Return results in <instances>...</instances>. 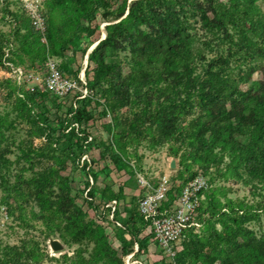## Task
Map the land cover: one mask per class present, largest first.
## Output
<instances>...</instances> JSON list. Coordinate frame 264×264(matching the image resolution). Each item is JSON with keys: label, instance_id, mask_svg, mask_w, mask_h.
Masks as SVG:
<instances>
[{"label": "rangeland", "instance_id": "obj_1", "mask_svg": "<svg viewBox=\"0 0 264 264\" xmlns=\"http://www.w3.org/2000/svg\"><path fill=\"white\" fill-rule=\"evenodd\" d=\"M129 1L0 0V150L4 152L0 264H124L121 247L130 248L131 241L108 220L110 201H115L113 213L119 223L128 224L135 233L140 229L139 238L149 236L150 228L136 210V199L145 189L139 179L150 187L165 183L170 197L192 172L205 184L200 193V239L191 243L199 259L194 262L193 255H185L183 264H206L205 256L214 258L211 264H225V256L228 264H249L235 260V252L224 248L226 239L219 238L224 230L237 232L235 242L248 236L244 230L256 237L264 234V179L246 181L240 153L229 145L216 144L203 158L189 147L187 133L200 113L197 99H185L181 83H172L169 103L160 91L164 82L137 83L138 69L159 66L161 54L137 57L140 62L135 64L128 44L121 40L115 48L102 49L105 67L98 77L93 71L88 58L91 49L105 37L109 24L125 21ZM212 1L155 0L142 7V18L124 23H129V31H146L145 24L162 25L175 14L190 37L189 51L206 59L220 55L218 75L239 91L253 92L260 87L264 50L253 49L258 41L248 30H240L242 34L238 29L223 31L207 25ZM254 3L264 12V0ZM121 5L123 13L117 18ZM34 12L43 17V31L30 24ZM48 56L60 59L61 72L70 78H76L85 63L83 97L81 93L78 98L52 97L34 86L37 78L44 77L41 64ZM195 62L198 73L204 62ZM129 75L133 84L127 101L103 92L108 84ZM80 106L90 117L76 116L79 122L75 119L62 128L58 119L71 118L72 110ZM156 110L171 118L173 125L160 140L156 120L151 122ZM34 118L54 129L51 142H45L32 123ZM253 134L248 126L235 138L248 146ZM111 153L115 163L109 159ZM255 155L250 162L259 169ZM170 160L174 168H169ZM50 239H56L61 248L52 250ZM27 250H31L29 256ZM142 254L147 264H160Z\"/></svg>", "mask_w": 264, "mask_h": 264}, {"label": "trees", "instance_id": "obj_2", "mask_svg": "<svg viewBox=\"0 0 264 264\" xmlns=\"http://www.w3.org/2000/svg\"><path fill=\"white\" fill-rule=\"evenodd\" d=\"M155 0H130L127 12L122 18L112 24L108 25V32L105 37L98 41L91 49L89 60L93 62L95 74L100 75L103 66L104 47L115 48L121 40L126 42L129 47L131 61L135 64L140 62L137 57H144L146 55L161 54V63L159 66H149L139 68L135 78L137 83L144 86L148 82L156 85L157 82H164L163 88L160 90L163 93L166 101L169 103L170 93L173 90L172 83H181L185 89V99H197V105L200 109L199 115L192 120L187 137L191 139L189 142L190 149L194 150L199 157H207L208 151L216 144L229 145V148L236 150L240 154V158L244 162L241 168L247 174V180L252 178L257 180L264 179V71L260 74V87L253 91H239L236 87H232L229 81L224 76H219L218 71L220 55L211 59H206L197 52L189 51L190 37L185 34V28L178 16L171 15L168 20L162 25L148 23L145 24L146 31L137 30L132 32L126 29L127 25L124 22L134 18H142L143 6L150 5ZM208 4L207 10L211 13L210 18H206V24L216 29L226 31L227 27L240 30H248L251 36H255L257 43H253V49L262 53L264 50V12H261L255 5V0H220L212 1ZM123 13V5L119 6L116 17L119 18ZM231 38V36H229ZM34 40L31 44H34ZM251 46V48H252ZM250 48V46H247ZM1 56V47H0ZM196 61L204 62L200 66L198 73H196ZM224 61V60H223ZM131 76L124 77L117 83H110L103 90L113 95L114 98L120 102L127 101L132 96L129 94V87L133 84ZM92 84H96L92 81ZM160 89V88H159ZM227 103V107H226ZM81 107V106H80ZM84 106L73 109V116L71 118L58 119L62 128L69 126L76 121H80L76 116L83 117L87 120L90 117V112L84 110ZM71 109L69 107L70 112ZM152 116L151 122L156 120L158 140L164 138L173 130L171 118L166 116L163 112L156 110ZM32 123L35 125L39 133L44 135L45 142L49 143L54 138V129L41 121V118H34ZM253 127V139L248 146L243 145L235 138L239 132L247 127ZM256 153L255 157L259 161V169L257 164H253L251 155ZM0 150V162L3 155ZM109 159L115 163V155L111 153ZM192 172L185 181L194 176ZM40 186H46L41 184ZM64 190V195H65ZM67 202H63L65 205ZM72 207L74 205L72 204ZM68 209V208H67ZM201 212V211H200ZM202 213V212H201ZM200 217V215H199ZM116 219V215H114ZM117 220V219H116ZM122 237L128 234L134 239L138 245L139 251H145L147 241L150 236L138 237V232H132L128 224H121ZM225 229V228H224ZM242 230L239 229V231ZM248 236L241 242L233 241L237 232L226 233L224 230L220 240L223 243L226 252H235L232 256L235 260L242 259L249 264H264V234L254 236L251 232L244 230ZM80 234L82 231L79 232ZM83 235V234H81ZM86 235V234H85ZM199 234L187 232L181 241V250L176 255V260L183 264L185 255H193L192 260L197 262V254L192 250L191 243L199 241ZM203 245V244H201ZM130 248L121 247V256H124ZM31 250L25 252L29 256ZM21 252L16 256H21ZM228 256L222 260L223 263L228 264ZM206 264H211L214 259L211 256H205Z\"/></svg>", "mask_w": 264, "mask_h": 264}, {"label": "built area", "instance_id": "obj_3", "mask_svg": "<svg viewBox=\"0 0 264 264\" xmlns=\"http://www.w3.org/2000/svg\"><path fill=\"white\" fill-rule=\"evenodd\" d=\"M30 24L35 30L43 31L42 15L34 12L30 18ZM60 64L61 60L56 56L46 57L41 64L44 77L37 78L34 86H38L52 97L62 98L75 95L74 97L78 98L77 95L80 93V97H83L86 91L83 76L85 63L76 78L64 75ZM29 89L33 91L34 88ZM139 183L145 189L136 199V210L150 228V237L142 255L145 257L148 254L153 258L151 262L156 259L160 264H181L176 260V255L182 248L183 237L189 231L199 234L202 226L199 206L200 193L205 186L203 179L199 175L193 176L179 187L178 191L172 190L170 197L168 196L170 200L167 197L169 187L165 183L150 187L142 178L139 179ZM114 204L115 201L111 200L108 205L110 207L108 220L115 227L122 229L121 223L114 218ZM124 238L131 241L129 251L122 258L124 264H147L146 260L140 257L142 252L139 251L134 239L126 233Z\"/></svg>", "mask_w": 264, "mask_h": 264}, {"label": "water", "instance_id": "obj_4", "mask_svg": "<svg viewBox=\"0 0 264 264\" xmlns=\"http://www.w3.org/2000/svg\"><path fill=\"white\" fill-rule=\"evenodd\" d=\"M168 166L169 168H174V160H170ZM48 245L52 250H59L61 248V244L56 239H50Z\"/></svg>", "mask_w": 264, "mask_h": 264}]
</instances>
